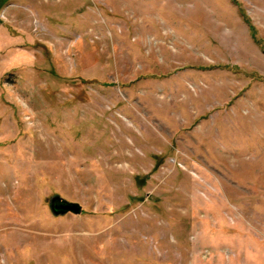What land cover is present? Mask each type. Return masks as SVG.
Wrapping results in <instances>:
<instances>
[{"label":"rangeland","instance_id":"1","mask_svg":"<svg viewBox=\"0 0 264 264\" xmlns=\"http://www.w3.org/2000/svg\"><path fill=\"white\" fill-rule=\"evenodd\" d=\"M0 264H264V0H0Z\"/></svg>","mask_w":264,"mask_h":264},{"label":"water","instance_id":"2","mask_svg":"<svg viewBox=\"0 0 264 264\" xmlns=\"http://www.w3.org/2000/svg\"><path fill=\"white\" fill-rule=\"evenodd\" d=\"M50 207L55 215L67 212L79 214L81 212V206L78 203L67 201L58 195H55L50 199Z\"/></svg>","mask_w":264,"mask_h":264}]
</instances>
